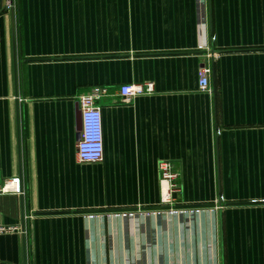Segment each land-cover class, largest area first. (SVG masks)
<instances>
[{
	"label": "crops",
	"instance_id": "obj_1",
	"mask_svg": "<svg viewBox=\"0 0 264 264\" xmlns=\"http://www.w3.org/2000/svg\"><path fill=\"white\" fill-rule=\"evenodd\" d=\"M0 175L24 191L0 194V224L26 231L0 236V264H264V0H0Z\"/></svg>",
	"mask_w": 264,
	"mask_h": 264
},
{
	"label": "built area",
	"instance_id": "obj_2",
	"mask_svg": "<svg viewBox=\"0 0 264 264\" xmlns=\"http://www.w3.org/2000/svg\"><path fill=\"white\" fill-rule=\"evenodd\" d=\"M7 10H14L15 0H4ZM212 69L204 65L199 70V88L205 93H212L210 77ZM155 91L151 82L143 84H124L120 88V95L125 101H131L138 96L151 95ZM107 94V88L94 87L92 90L79 99L81 109V131L77 144V154L81 162L98 163L102 160L104 153L102 135V115L100 100ZM159 171L162 183L166 184V194L163 198V205H171L173 199L171 193L179 190L180 174L175 171L173 163L163 161L160 163ZM0 194L24 195L22 187L15 180H6L0 175ZM133 216V213L128 214ZM90 215V218H93ZM31 218V216L27 217ZM25 234L26 231L20 225L6 226L0 224V236L7 234Z\"/></svg>",
	"mask_w": 264,
	"mask_h": 264
},
{
	"label": "water",
	"instance_id": "obj_3",
	"mask_svg": "<svg viewBox=\"0 0 264 264\" xmlns=\"http://www.w3.org/2000/svg\"><path fill=\"white\" fill-rule=\"evenodd\" d=\"M220 205H222L221 202H220ZM23 229H25L24 225H23ZM24 237H25V236H24Z\"/></svg>",
	"mask_w": 264,
	"mask_h": 264
}]
</instances>
